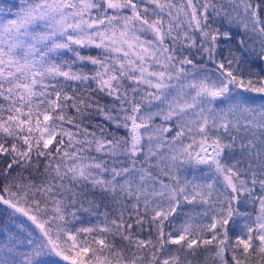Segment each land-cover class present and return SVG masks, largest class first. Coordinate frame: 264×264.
Here are the masks:
<instances>
[{
    "label": "trees",
    "instance_id": "1",
    "mask_svg": "<svg viewBox=\"0 0 264 264\" xmlns=\"http://www.w3.org/2000/svg\"><path fill=\"white\" fill-rule=\"evenodd\" d=\"M100 2L0 47V264H264V0Z\"/></svg>",
    "mask_w": 264,
    "mask_h": 264
},
{
    "label": "rangeland",
    "instance_id": "2",
    "mask_svg": "<svg viewBox=\"0 0 264 264\" xmlns=\"http://www.w3.org/2000/svg\"><path fill=\"white\" fill-rule=\"evenodd\" d=\"M74 1L72 3L76 7L73 8L71 11H62L63 6L60 5V3L68 4L69 1L67 0H53V1H42L38 0L36 3L30 4V2H24L21 4V10L19 13L15 16H11V12L8 5L0 7V47L1 50H6L5 54L6 56H11L12 52L20 53V51H24L25 54H33L36 49V44H33L31 41H33V38L38 40H42L46 37V32H40L38 30H33V27L37 23L38 20H40L47 12L51 13L53 12V15L58 16V18H53L52 20L48 21L45 26H48L51 23L52 28L54 29V26L62 25V23L66 20L68 21L70 16L74 13H76L78 10H81L83 5H87L85 8V12L87 15H89V12H95L94 14H97L98 17L101 16L100 8L98 7L100 5V0H71ZM93 1V2H91ZM102 1V0H101ZM107 1V0H104ZM113 1V0H108ZM132 5V4H131ZM130 5V6H131ZM127 8H130L128 5ZM61 8V10H60ZM56 10L60 11L57 12ZM81 20H78V23ZM38 24V23H37ZM36 24V25H37ZM40 24V23H39ZM51 45L58 46V42L60 41L57 37H54V34L52 38L50 39ZM39 43V42H38ZM37 43V44H38ZM28 45V46H27ZM132 46V44H131ZM38 49V48H37ZM195 68V67H193ZM206 86L208 89L212 91H221L225 88V83L221 81L219 78H214L212 80H209L206 82ZM231 90L235 88V85L231 84L230 86ZM243 191L246 190V188H241ZM164 191H158L155 193L154 201L155 204L159 205V207H162L163 209L167 208L169 198L166 195H163ZM165 193H167L165 191ZM245 230V229H244ZM179 237V236H178ZM43 244L42 245H49L51 246L50 240L48 238H42ZM239 240L242 244H245V238L239 237ZM33 246L36 245V243L32 244ZM159 264H175L174 260H170L168 258H162L159 261Z\"/></svg>",
    "mask_w": 264,
    "mask_h": 264
}]
</instances>
